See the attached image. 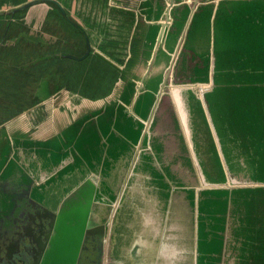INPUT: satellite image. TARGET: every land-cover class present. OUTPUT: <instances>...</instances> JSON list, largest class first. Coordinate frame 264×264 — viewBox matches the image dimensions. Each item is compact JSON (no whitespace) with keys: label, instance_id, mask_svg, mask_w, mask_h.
Listing matches in <instances>:
<instances>
[{"label":"water","instance_id":"obj_1","mask_svg":"<svg viewBox=\"0 0 264 264\" xmlns=\"http://www.w3.org/2000/svg\"><path fill=\"white\" fill-rule=\"evenodd\" d=\"M132 6L131 34L137 39L132 64L108 94L109 105L96 106L73 126L81 130L74 133H83L81 140L67 143L62 133L38 137L28 131L36 137L32 144L41 168L62 165L68 170L83 159V168L90 169L60 206L62 231L72 239L81 237L83 231L72 228L67 209L83 199L88 216L100 201L96 166H109L112 155L130 154V160L135 158L125 167L139 165L149 171L157 186L152 197L163 200L165 264H264V70L254 71L258 62H252V69L246 66L241 48L248 43L242 30L263 24L256 6H264V0H135ZM197 13L203 22L199 43L206 41L209 30L213 57L206 52L204 58L188 56L186 35ZM201 61L203 71L190 75L188 64ZM47 78L38 84L50 91L39 106L56 101L59 93L64 98L56 101L60 109L65 99L77 96L69 88L58 91ZM216 91L232 94L234 119L231 125L225 123L222 134L207 99ZM52 116L49 110L32 127H48ZM160 119L164 131L159 136L152 124ZM53 152L61 161L44 165ZM72 152L77 158L67 157ZM173 154L177 156L171 158ZM217 202L222 205L217 207ZM109 243L106 239L107 250Z\"/></svg>","mask_w":264,"mask_h":264},{"label":"flooded vegetation","instance_id":"obj_2","mask_svg":"<svg viewBox=\"0 0 264 264\" xmlns=\"http://www.w3.org/2000/svg\"><path fill=\"white\" fill-rule=\"evenodd\" d=\"M118 2L122 5L119 14L123 15V11L127 13L123 16L129 17L130 6L123 0H0V92L4 90L0 97V135L6 132L2 149L5 158L0 164V264H99L107 239V232L104 234L107 223L97 218L108 208L96 203L87 216V202L74 200L67 209L68 220L73 229L83 233L72 239L62 231L58 217L60 206L85 180L79 172H83V168L69 169V172L74 171L69 174L59 165L45 177L34 175L39 160L32 144L33 136L28 133L29 129L33 131V124L28 120L29 113L35 111L44 98L37 97L38 80L53 72L63 75L62 62L88 64L87 75L102 77L100 82H90L81 76L73 84L62 79L68 85H61L72 84L76 92L92 87L99 90L95 94L100 95L109 94L121 74L129 69L137 39L130 35L126 40V34L132 29L125 26L122 16L105 15V10L116 7ZM34 6L45 7V13L40 16L34 10L32 16L27 17L28 10ZM7 58L12 62L8 63ZM5 70L19 75L6 79L2 74ZM20 117L23 123L19 129L7 130V123L17 122ZM80 134L73 133L70 138L66 134L65 141L71 143ZM10 169L14 170L13 174ZM117 182L116 172L103 185L100 183V187L115 189ZM106 195L102 193L100 198ZM144 205L141 193L131 191L119 220L112 227L116 232L115 251H123L124 256L135 239L130 232L131 225ZM84 218L87 221L83 225ZM153 253L151 247H145L137 253L139 261L135 263L152 264Z\"/></svg>","mask_w":264,"mask_h":264},{"label":"crops","instance_id":"obj_3","mask_svg":"<svg viewBox=\"0 0 264 264\" xmlns=\"http://www.w3.org/2000/svg\"><path fill=\"white\" fill-rule=\"evenodd\" d=\"M123 1H125V0H123ZM134 2H135V0H127V5L130 6V9H131V7H133L132 5ZM111 3H113V1L110 2V5H112ZM117 6H122V5H121V3L119 4V2H118L116 4V7L109 9V10L106 9L105 12L106 11L107 12L105 15L111 16V15L115 14L119 9H122L121 7H117ZM113 9H115V10H113ZM137 9L138 8L136 6V8L133 9V11H135V13H137ZM132 14H134V13H132ZM117 17L120 18L119 14L117 15ZM134 18L135 17H130V16L128 18H125V17L122 18L124 21L123 23H126L125 26L129 25L127 28L133 29L132 34L134 33V26H132L133 21H135ZM111 21H113V20H111ZM114 22H117V21H114ZM125 30H126V28H125ZM132 34H131V32L127 33L126 34V40H128V36H130V35H131L130 38H132ZM117 38H119V37H117ZM113 88H112V90H113ZM112 90L109 93H111ZM73 94L77 95L78 92L73 93ZM65 100H66V102L68 100V103H71V104L80 103L78 96L71 97V99L67 98ZM70 100H71V102H70ZM47 101H48L47 104L41 105L42 107L38 106L35 109V111L29 113L30 118L28 121L31 120L30 123L37 124L41 118H43L49 114V110H51L53 112V115H56L57 110L59 109L58 106H56V101H52V100L51 101L47 100ZM45 107H46L48 112L44 111ZM19 119L22 120L21 117ZM24 120L26 121V116H24ZM19 121L15 122V120H12L11 122L7 123V127L11 126L10 130H15L17 127V123L19 125ZM162 124H163V121L161 119L158 122H155L152 124V126L156 127V131L159 133V136L164 131V130H161L162 127H160ZM82 132H83V127H82ZM51 134H54V133H51ZM82 137H83V133H81L79 135L78 139L81 140ZM33 138H36V137H33ZM81 154H82V151H80V155ZM80 155L78 157H80ZM63 156H67V154L65 153ZM112 156H114V157H112V162H111L112 165L110 163L109 166L106 164L104 168H103V166H100V167L96 166V168H95V175L99 179L101 185H103L105 180L107 181V179L110 178L114 173H116V172L118 173V182L116 184L115 189L114 188H111V189L108 188L106 190H103L100 187V183L98 186L99 187V198H100V195L102 193H107V195L103 198H100V201L97 204H99L101 208H105L107 206L108 210H106V212L105 211L100 212V216H99V218H97V220L99 222H102V223L103 222L107 223L104 226V234L106 235V232H107V235H106L107 239L110 240V243L108 244L109 249L107 250L106 247L105 248L103 247V251L100 253L99 264H125L123 259L125 260L126 264H136L135 262L139 261L137 253H139L145 247L146 248L151 247L154 251L153 256H152V258H153L152 264H165V258L163 257V253L161 251L162 246H161V240H160L161 234H162L161 232H162L163 227H164V225H163L164 215L161 213V211H162L161 206L163 205V200L161 198L152 197L154 190H156L157 186L154 185V182L151 181L150 172L141 169V166H139V165L138 166H132L131 164H129L128 167H125L126 162H127V164L130 161L133 162L135 157H133L132 160H130V156H131L130 154L126 155V157H120V156L116 157V155H112ZM175 156H177V155H174V154L170 155L171 158L175 157ZM67 157H76L77 158V155H75L72 152V153L68 154ZM37 159H39L38 156H37ZM171 162L173 163L172 160H171ZM77 163L75 164L76 166L71 167L69 169H74L75 167H77L79 169L83 168V159H80ZM139 164H140V162H139ZM36 165H37V167L35 166V171L33 172L34 175L37 173L39 176L45 177L48 174H51L53 171V170H47V169L41 168L40 167V161H38L36 163ZM68 170H66L67 173H69V174L74 173V171L69 172ZM8 171H11L12 174L14 172L13 169H10ZM89 171H90V169L83 168V172L82 171H79V172L83 173V175L86 178ZM22 174H23V172H21V175ZM131 191L132 192L137 191V192L141 193L142 199H143L145 205H144L143 209L138 211L137 217H136V219H134V221L131 225L130 232H131V234H134L135 239L133 238L134 240L131 243V247L128 249V251L125 253V256H124L123 251L122 252H116L115 251L116 232H115V229L113 231L112 227H113V225H115V222L119 220V215L122 211L123 205L125 204L126 197ZM173 201L176 204L178 203L176 198ZM174 228L175 227H172V229H174ZM167 230H168V228H167ZM146 233H148L147 237H145ZM181 252H183V249H181ZM105 254L107 256V259H105ZM120 254H122V255H120Z\"/></svg>","mask_w":264,"mask_h":264},{"label":"rangeland","instance_id":"obj_4","mask_svg":"<svg viewBox=\"0 0 264 264\" xmlns=\"http://www.w3.org/2000/svg\"><path fill=\"white\" fill-rule=\"evenodd\" d=\"M33 9V10H32ZM32 9H29L27 12V17L28 16H32V14L34 13V10L41 16L45 13V7H32ZM39 16V17H40ZM38 21V19H37ZM183 23V22H182ZM182 23H180V29L182 31V27L184 26L181 25ZM185 26H186V22H185ZM190 27L188 28V32L186 35V47L188 48V56L189 57H197L201 54L202 58H204V55L202 53L208 54V55H212V51H213V39L212 36H210L209 30H207L208 36L206 38V41L204 42V40L199 43V38H200V32L202 30V26H203V22H202V14L197 13V15L194 16L191 25H189ZM185 28V27H184ZM15 29H17V27H15ZM117 31V30H116ZM0 32H2V30H0ZM203 32L205 33V37H206V28H203ZM118 34V33H116ZM205 43V45H204ZM213 57V55H212ZM44 58V57H43ZM46 58V57H45ZM6 61L8 63H11L12 60L11 59H6ZM203 64V62H197L195 64V66L191 65L190 63L188 64V68H187V72L190 75L199 73L201 71H203V67H201ZM61 66L63 67V69L65 70V72L63 73V75H61L60 73L57 72H53L52 75L48 76V80L47 82H53L55 87L57 88V90H61V91H65L67 90V88H69L70 92L69 94H73L76 93V90L74 89L75 87L72 85L73 82H78L79 78L81 76L86 77L85 81H90V82H100L101 81V75H87V71L89 70V65H82V64H78L76 62L71 63L70 61H66V62H62ZM6 79H13L16 78L19 74L15 73V72H10L8 70H5L4 73H2ZM91 76V77H89ZM44 79V76H42L38 81H42ZM63 80H69L72 84L71 86H67V83H64ZM67 84L65 85H61V84ZM32 86V85H31ZM37 86V85H36ZM4 91V90H3ZM1 91V92H3ZM0 92V97H1V93ZM37 97L40 98L42 96L45 97L48 95V93L50 92L47 89V86L44 85H39L37 90ZM83 92V93H81ZM78 92L77 96L79 97V101L80 103L78 104H71L68 103V100L66 102V104L62 105L63 108H60L57 110L56 115H53L49 121H48V127L46 125H35V127L33 128V133L35 134V136H45L47 135V133H57V135L62 133V137L64 135L67 134V136L70 138L72 137L73 133L76 130H79L81 132L80 129H75L73 126L74 125H78V121L83 120V117L85 114H87L88 112H93L94 108L97 107H102L104 105H109L107 103V101H105L108 98V94L106 95H100V94H95L98 93L99 90L97 89H93L92 87H84V90ZM227 92H211L210 94L207 95V99L209 101L210 104V108L212 111V114L215 116V120L219 131H221V134L225 132V123H228L229 125L232 124L231 122V118L234 119V115L232 114V110L230 107V104L232 102L231 98H232V94L227 93ZM110 94V93H109ZM99 95V96H98ZM60 94L57 93V99L56 101L58 102H63V99H60ZM71 102V100H70ZM48 101L45 102V104H47ZM20 120V119H19ZM41 120V119H40ZM18 122V121H17ZM96 122L98 123V121L96 120ZM23 123L22 120L19 121V125L17 123V128L19 129V127L21 126V124ZM77 126V127H78ZM11 126L7 127V130H10ZM21 130V129H20ZM23 130H26V127L23 128ZM4 132V131H3ZM6 132L1 133L0 135V164L2 163V160L5 158L4 157V153L2 152V149L4 148V144L6 142ZM56 138H52V142L55 141V144H58V141H56ZM68 143V141H67ZM54 144V143H52ZM59 144H64L59 142ZM56 147V145H55ZM30 161H32L31 158H29ZM3 164V163H2ZM205 200H207V197L204 196ZM217 207L221 206L222 203L221 202H217ZM215 214V213H214Z\"/></svg>","mask_w":264,"mask_h":264},{"label":"trees","instance_id":"obj_5","mask_svg":"<svg viewBox=\"0 0 264 264\" xmlns=\"http://www.w3.org/2000/svg\"><path fill=\"white\" fill-rule=\"evenodd\" d=\"M258 10H261L264 15V6H256ZM120 10V9H119ZM119 10L116 12V14H119ZM123 15H127V13H124L121 11ZM122 17H125L121 14H119ZM132 13L130 14V17H132ZM128 18V17H125ZM244 37H247L248 43L242 45V51L243 55L246 59V66H249L252 69L253 63L252 62H258L257 66L255 68V72H257L259 69H263L262 65L259 62H262L264 65V20L263 24L254 23L253 27L245 28L242 30ZM244 72H245V68ZM246 73V72H245ZM46 77V76H44ZM61 161V157L57 155H52V157L46 158L44 165L46 163L50 162L48 166H53L58 164ZM20 171V170H19Z\"/></svg>","mask_w":264,"mask_h":264}]
</instances>
